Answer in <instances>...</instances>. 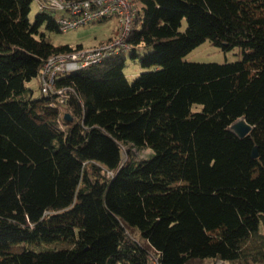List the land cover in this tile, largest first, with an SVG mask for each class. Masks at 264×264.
Returning <instances> with one entry per match:
<instances>
[{"label":"trees","instance_id":"16d2710c","mask_svg":"<svg viewBox=\"0 0 264 264\" xmlns=\"http://www.w3.org/2000/svg\"><path fill=\"white\" fill-rule=\"evenodd\" d=\"M135 1L143 71L109 56L59 77L61 103L25 85L72 50L41 32L54 9L0 0V264H264V0ZM205 40L241 59L185 61Z\"/></svg>","mask_w":264,"mask_h":264},{"label":"built area","instance_id":"2783aa9c","mask_svg":"<svg viewBox=\"0 0 264 264\" xmlns=\"http://www.w3.org/2000/svg\"><path fill=\"white\" fill-rule=\"evenodd\" d=\"M57 12L58 29L66 32L79 26L114 18L116 35L93 47H72V50L50 55L42 64L38 81L43 94H56L64 101L65 87L56 86V80L69 72L101 63L109 56L124 54L132 47L128 38L134 28L139 8L131 0H37Z\"/></svg>","mask_w":264,"mask_h":264},{"label":"rangeland","instance_id":"374dc122","mask_svg":"<svg viewBox=\"0 0 264 264\" xmlns=\"http://www.w3.org/2000/svg\"><path fill=\"white\" fill-rule=\"evenodd\" d=\"M138 8L139 5L135 0H131ZM37 12V0H33L31 3V10L29 13V18L32 21L34 15ZM51 15L55 18L58 17L57 12H51ZM117 28V22L114 18L104 20L101 22H96L88 25L79 26L78 28L68 30L66 32H49L44 26L41 27V32L45 33L49 37L53 46H69L75 47L76 45H81L83 47H93L103 43L107 37L114 34ZM184 28V24L183 27ZM116 34V33H115ZM93 45V46H92ZM143 48H138L136 53L137 56L130 57V50L125 52L122 57L124 59L123 73L126 79L131 82L137 75H139L143 69L139 64V56L143 53ZM241 49L239 47H234L228 51H222L218 47L212 45L210 41L205 40L188 52L184 56V60L188 62H200V63H224V62H234L241 59ZM27 89L33 92V97L40 96V91L38 90V79H34L26 84ZM23 97L28 96V90L25 91ZM198 105L193 106V110H197ZM151 154L149 149H144L135 153L136 157L139 159H146ZM128 237L142 246L146 247V242L141 238L140 234L136 230H129ZM30 249L35 251H52V250H62L66 248H71L72 243H47L39 245H29ZM186 264H238L236 262L229 263L221 260L213 259H203V260H190ZM263 264V263H262Z\"/></svg>","mask_w":264,"mask_h":264},{"label":"water","instance_id":"95a60500","mask_svg":"<svg viewBox=\"0 0 264 264\" xmlns=\"http://www.w3.org/2000/svg\"><path fill=\"white\" fill-rule=\"evenodd\" d=\"M64 118L69 119L70 117L68 114H65ZM229 130L238 138H243L249 134L251 126L247 124L243 118H240L229 126ZM252 157H257L256 148H253L252 150Z\"/></svg>","mask_w":264,"mask_h":264},{"label":"crops","instance_id":"0c3cea01","mask_svg":"<svg viewBox=\"0 0 264 264\" xmlns=\"http://www.w3.org/2000/svg\"><path fill=\"white\" fill-rule=\"evenodd\" d=\"M115 33H116V31L114 32V34L110 35L109 37H107V38H106V39H104V40L106 41V40H108V39H110V38L114 37V36L116 35ZM92 46H93V45H92Z\"/></svg>","mask_w":264,"mask_h":264}]
</instances>
